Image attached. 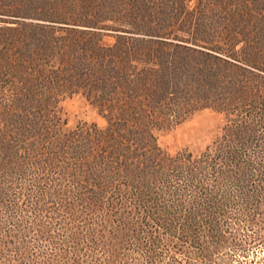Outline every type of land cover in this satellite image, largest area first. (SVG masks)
Returning <instances> with one entry per match:
<instances>
[{
	"label": "trees",
	"instance_id": "16d2710c",
	"mask_svg": "<svg viewBox=\"0 0 264 264\" xmlns=\"http://www.w3.org/2000/svg\"><path fill=\"white\" fill-rule=\"evenodd\" d=\"M187 2L0 0V264H109L129 205L139 262L228 221L264 228V64L214 45ZM75 94L104 126H67ZM204 108L224 115L210 143L160 147Z\"/></svg>",
	"mask_w": 264,
	"mask_h": 264
},
{
	"label": "rangeland",
	"instance_id": "374dc122",
	"mask_svg": "<svg viewBox=\"0 0 264 264\" xmlns=\"http://www.w3.org/2000/svg\"><path fill=\"white\" fill-rule=\"evenodd\" d=\"M209 3L213 5L210 12ZM187 4L186 9L195 7L196 12H202L201 16L204 14L207 16L203 18V24L200 22L197 26L203 30V34L212 33L215 36L214 45L218 46V43L223 42L222 47L237 52L240 58L250 60L252 56V61L264 64V0H188ZM221 38L223 41H220ZM178 41L193 45L190 42ZM247 48L250 52L249 57H246ZM236 72L241 79L247 75L252 77L244 69ZM256 77H253V80L264 81L261 75ZM61 106L67 126L83 121H93L99 126L105 125V120L80 94L64 99ZM223 123L222 113L209 108L195 110L177 124L155 132L157 143L170 153L182 149L198 152L214 139ZM119 212L121 219L117 226L116 238L112 241L110 256H113L110 257L109 264H264V238L253 240L246 236V233L259 230L264 237V228L247 227L242 225V222L232 221L225 222L221 227L226 232L218 241L205 237L196 241L173 239L161 245L160 256H156V261L139 262L136 259L140 253H132V206L121 208ZM206 229V226L197 228L200 232ZM228 232L234 233V237L228 235ZM57 243L58 246L66 247V252L62 253L67 256L74 255L73 247L81 249L80 244L71 241ZM132 256L137 258L132 260Z\"/></svg>",
	"mask_w": 264,
	"mask_h": 264
}]
</instances>
